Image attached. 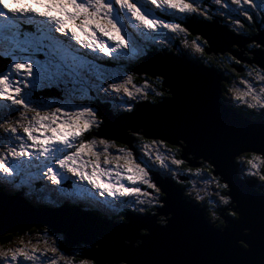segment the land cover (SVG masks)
Listing matches in <instances>:
<instances>
[{"label": "snow or ice", "instance_id": "snow-or-ice-1", "mask_svg": "<svg viewBox=\"0 0 264 264\" xmlns=\"http://www.w3.org/2000/svg\"><path fill=\"white\" fill-rule=\"evenodd\" d=\"M213 2L221 15L228 18L226 28L234 24L243 29L244 22L237 17H243L249 26L255 23L257 16L264 23V0ZM167 12L190 18L199 15L203 21L214 19L197 0H0V187L22 190L32 180L40 179L59 188L66 172L81 184L90 186L92 191L81 189L77 194L85 198L90 207L104 214L119 215L121 207L143 211L144 208L137 209L136 206L161 204L158 197L163 193L150 166L139 163L126 147H119V154L113 155L109 149L114 142L109 139H89L88 135L99 130L104 121L97 108L74 101L78 94L95 91L99 96L102 90L105 96L126 97L127 100L119 99V103L132 112L134 108L130 101L139 103L140 98L148 100L153 95L162 98L166 71L161 70L159 75L153 73L155 80L149 82L146 79L142 87L134 85L133 76L126 74L127 70L114 77L101 74L96 79L119 80L103 88L93 79L98 69L88 57L122 61L130 53H136L141 40L154 41L164 32L188 34L189 29L184 24L164 18ZM201 36H204L202 41ZM220 39V35L201 33L192 41V48L206 56ZM183 43L187 45L188 42ZM262 47L264 40L250 45V49ZM207 58L211 64V57ZM229 59L235 64L241 63L235 55ZM253 73L255 82L241 77L239 84L243 88L226 85L225 91L230 94L231 101L264 118V64L260 68L253 67L248 75L251 77ZM155 84L159 88L154 87ZM53 95L59 96L63 103L57 106L46 102V97ZM171 130L176 137L171 144L164 138L151 139L143 144V148L154 145L145 155L151 158L154 154L155 163L183 183L179 179L180 172L171 165L179 168L186 164L184 158H177V153L185 147L188 132L184 126H175ZM131 135L144 139L143 133L136 129H132ZM176 141H179L178 145ZM205 159L209 163L187 167L186 172L188 176L200 177L205 184L214 183L221 192L227 191L228 195H220L223 205L231 207L235 199L230 177L237 171L245 176L246 183L264 189V125L259 133L258 147L253 143L232 146L223 167L216 160ZM194 199H203L198 190ZM236 202L240 203L239 200ZM238 212L241 217L244 215L240 208H234L231 216L236 217ZM239 223L229 221L230 225ZM152 231L149 228V232L140 238L146 239ZM45 234H49L47 230ZM239 238L251 251L250 240L243 236ZM78 243L65 235L63 241H54L51 245L45 241L47 246L40 250L37 246H23L21 241L22 246L15 250H0V264H101L95 254L82 246L76 251H68ZM77 251L79 259L76 258ZM120 259L127 261L126 256L117 257ZM255 264H264V251Z\"/></svg>", "mask_w": 264, "mask_h": 264}, {"label": "water", "instance_id": "water-1", "mask_svg": "<svg viewBox=\"0 0 264 264\" xmlns=\"http://www.w3.org/2000/svg\"><path fill=\"white\" fill-rule=\"evenodd\" d=\"M191 26L193 28L189 30L192 33L221 36L212 53L230 51L241 61L244 60L242 53L237 52L238 48L220 46L218 49L219 43L231 37L229 29L216 20ZM234 37L245 44L246 40L241 38L243 36H235L234 33ZM259 38L264 40V30L257 34L255 40L259 42ZM256 55L253 61L261 66L264 61H260V56L264 58V51L258 50ZM131 70L136 75L144 74L152 78L155 77L153 73L159 75L161 70L166 71L163 91L168 95L154 103H140L132 112L117 116L105 105L96 104L104 121L94 133L96 137L123 143L132 149V129L142 132L144 138H164L171 144L176 140L171 129L184 126L188 136L178 158H184L186 165L193 168L209 163L205 157L216 160L223 167L228 151L236 144L253 143L259 146L264 119L252 120L223 102L220 96L223 77L214 68L174 56L170 52L149 51ZM176 143L178 145L179 141ZM152 175L163 193L160 198L162 206H158L152 215L125 211L122 214L124 221L120 222L105 221L102 217L66 207L38 208L18 193L0 191V233L9 232L12 229L9 224H22L25 227L44 224L53 232H61L78 241V245L90 246L89 250L101 264H127V261H131V264H255L264 251V192L246 183L238 172L231 175L232 196L235 199L231 207L221 209L219 217L223 223L218 227L205 217L203 207L183 196L182 189L175 181L155 172ZM179 179L185 178L180 176ZM225 195H228L227 191ZM234 208H240L244 215L241 217L238 212L236 217H231L225 213ZM168 214L164 224L157 222L158 215L164 217ZM229 221L240 223L230 225ZM149 228L153 231L146 239H141ZM241 236L250 240L251 251L239 238ZM238 248L245 251H238ZM120 256H126L127 261L117 260Z\"/></svg>", "mask_w": 264, "mask_h": 264}, {"label": "rangeland", "instance_id": "rangeland-1", "mask_svg": "<svg viewBox=\"0 0 264 264\" xmlns=\"http://www.w3.org/2000/svg\"><path fill=\"white\" fill-rule=\"evenodd\" d=\"M6 2H8V0H6ZM197 3L200 4L202 7L206 8L211 13L210 15L212 17H219V15L222 16L221 13L217 10L218 6H216L214 4L213 0H197ZM164 18L165 19H170V20H172L173 18L174 19L181 18L182 20H186L188 17L181 16L180 14L174 13V12H167L166 14H164ZM237 19L242 20L244 22V25L248 26L250 28V29H247V30H250L252 32V26H249L248 22L245 21L243 17H237ZM255 25L258 28V25L262 26V25H264V23H262L261 20H257L256 19ZM231 26H233V28L235 29L234 25H231ZM245 26H244L243 29H240L237 26L239 28V30L235 29V31H233V33L234 32L240 33V31H241L242 35L250 37L251 35H249V34H251V33H247L246 32V27ZM261 30L263 31L264 28H262ZM189 32H190V30H189ZM189 32H188V34L177 33L175 35H173L171 33L164 32L162 35L157 36L154 41H152V40H148V41L141 40L139 42V46H138V49H137L136 53L135 54H131L130 53L122 61H111L108 58H105V60H109V61H99V60H97L94 57H90L89 60H91L92 63L98 69V72L93 74V79H95L96 83L102 84L103 88H107L108 87V83H110V82H117L118 83L119 80H115V81L107 80L106 81L103 78L96 79V76L101 75V74H103L105 76H112V77L119 76L120 73L123 72V70H124L123 68H124L125 65H127V64L130 65L132 63L138 62L140 56L143 53H145V51L148 48H150V49H157V50L164 49L166 51H171L172 53L177 54V55L183 54L184 58H189V59L204 63L206 65L212 66L213 68H215L221 74V76L223 78H225L224 82H227L229 87H231L233 85H236V86H239V87L243 88V85L239 84V80H240L241 77L248 78V79L252 80L253 82H255V80H254L255 74L253 73V75L251 77L248 75V73H249V71L251 69L250 70L249 69L244 70V74H241V76H233V75L230 74V71H222V70H220V65L222 63H224L223 56H221V55H224V58H226V56L229 55V54L234 55L230 51H225V52H223V54H221V53H217L216 54V53L210 52V53L206 54V56H201L199 53H196L194 51V49L192 48V41L194 39H196L197 36H200V34L192 33V32L189 33ZM238 35H240V34H238ZM165 36H167L169 38L165 39L164 38ZM254 37H252V39H251V37L249 39L247 37L246 38L245 37H241V38H244L246 40V43L242 45V48H239L236 45H233L231 47L233 49L238 48L237 52L243 53L242 57L244 58V60L242 59L243 60L242 62H246V64L249 63V64H252L254 66L257 65L256 67L260 68L261 66H259L255 61L249 62V60H250L249 58H251V56L256 55V53L258 52V50H256V48H254L255 50L253 48L250 49V45H252L254 42H256ZM104 39H106V38H104ZM203 39H204V37L201 36V41ZM183 41H187L188 42L187 45H185V43H183ZM172 45H174L173 49L171 48ZM169 47L171 49H169ZM262 49L264 50V47H262ZM248 50H251V51L248 52ZM159 52H161V51H159ZM253 53H254V55H253ZM245 55H248V57L245 58ZM249 55H250V57H249ZM208 56L211 57V60H212L211 64L208 63V58H207ZM225 61H226L227 64L231 65L232 69L236 70L237 67L235 68V63L234 62H229L227 58H226ZM139 77H141V81L140 82L142 83V84H140L139 87H142L144 85V82H145V79H144L145 75L144 74H140ZM120 79H123V77L121 76ZM148 80H149V82H152L153 78L148 77ZM258 86L259 85H257V87ZM129 87L133 90V92H135V88L134 87H132L130 85H129ZM225 88H226V85L224 86L223 89L225 90ZM225 95H226V101L231 102L232 104H236L235 101H231L230 100V94H226V91H225ZM165 96H167V95H165ZM40 98L41 99H45V97H40ZM119 99L127 100V98L123 97L122 95H121V97ZM119 99L117 97H115V95L105 96V94L101 90V93H100L99 96H97L95 91H92V92L88 93L87 95L78 94L77 95V99L74 101V103L80 104V105H89V106L94 107V105L92 103L101 100V101H103L104 104H106L107 106L110 107V109L112 110V112L114 114H117V113L119 114L121 112H127L125 110V107L119 103ZM143 100H144L143 98H140L139 101L142 102ZM46 102H50V103H53L54 105L58 106L59 104L63 103V100H61L59 96H54L53 95V96H47L46 97ZM135 102L136 101H130L129 103H131L133 105ZM0 135H2V129H0ZM92 137H95V136H92ZM92 137L88 135L89 139H91ZM95 138L97 140L100 139V138H97V137H95ZM148 141H150V140L137 139V144L139 146V151L136 150L137 152H139V154H138L139 158L137 159V157H136L137 161L139 163H141L142 165L144 163H147L151 167V170H157L158 172L160 171L162 173V175L173 176V173L168 172L167 169L160 168V166L155 163L154 154L151 156V158L149 156L145 155V153L147 151H149V150H151L152 148L155 147L154 145L150 144L149 145V149H144L143 148V144L148 142ZM121 146L126 147L123 144L118 145V144H116L114 142L113 147H111L109 149V151L113 155H117V154H119L117 152V149L119 147H121ZM0 151H2V149H0ZM169 163H170V161H169ZM171 167L175 171H177L175 169L176 166L171 165ZM33 173H35V170H33ZM193 181H196L197 185L199 183L200 186L198 187V189H195V191L194 190H192V191L186 190V193H189V194L191 193L193 195L192 197H188V199L193 201V202H197L201 207L204 208L205 217L211 223H213L214 225H216L218 227L221 226V225H218V222H221V221H220L219 218H217V212L216 211H217V208L220 209L221 207L225 206L220 201V195H224L223 194L224 192H221V190L218 189L215 186L214 183L205 184L203 179H201L200 177L193 178ZM43 182L45 183V182H47V180H43L42 181V180H39V179H34V180L31 181L30 185H25L26 187L31 188V191L27 190L26 188L22 189L25 192V195H28L29 197H31V200H29L30 203H36V204H39V205L41 203L43 204L44 202L45 203L49 202L50 204L51 203L52 204H59V203H61V202H63L65 200L63 198L71 200L73 197H78L77 200H79V202H81L82 201L81 198H83V197L80 198V195H78L77 193L83 188L84 189H88L89 191H91L89 189V185H87L86 183L81 184L77 180L76 177H74L70 173H66V172L64 173V179L62 180L61 185L59 186V188H57V186L52 185L50 182H47V186H45L44 184H42ZM77 182L80 183L82 186L78 185ZM19 183L20 182L17 181V184H19ZM141 187L144 188L145 186L142 185ZM2 188H4L6 190V192H11V193L12 192H15V193L17 192L19 194L23 193V191L19 190V189H17L16 191H13L8 186H3ZM44 188H47L48 191H47V189H44ZM145 190L150 191V192L152 191L151 189H145ZM196 190L199 191V195L203 198L202 201H200V202L194 199V197L196 195ZM58 195H59V198H58ZM153 195L156 196L157 194L155 192H153ZM129 199H133L134 200L135 198H129ZM144 199L147 200L148 198L145 197ZM158 199H159V197H158ZM67 202H72V201H67ZM79 202L77 201V203L80 205ZM85 202H86V200H85ZM204 204H206V205H204ZM211 204H212V206H211ZM41 206H44V205H41ZM80 206H82V205H80ZM155 206H157V205H148V204H146L144 206L137 205L136 208L137 209H140V208L148 209V208H153ZM82 207H84V205ZM86 208H88V207H86ZM125 209H130L134 213H140V212L144 211V210L143 211L134 210L132 207H127V208L121 207L119 209V212L122 211V210H125ZM207 209H209V211ZM228 215L230 216V214H228ZM113 216H115V214L111 215V217H113ZM159 216H161L162 219L163 218H167V215L165 217H163V215H158L157 217H159ZM168 216H169V214H168ZM219 216H220V214H219ZM116 219H117L116 221H118V222H120L119 220H121L120 217L116 218ZM221 220H222V218H221ZM222 223H223V220H222ZM12 225H13L12 226V232L14 231V234H12L9 238H7L8 240L0 239V250H5V251H7L9 249L15 250L17 247L22 246L21 245V241H23V246H26V247H29V248H31L32 246H37L40 250H43L47 245H51L54 241H61L62 240L61 236H59V235H57L55 233H60L62 235H63V233H61V232L51 233L49 227L43 226L44 224H35V225H37V227H32V228H28V229L21 228L19 225H22V224H12ZM45 230H47V232L49 234H45ZM140 232H143V231H140ZM45 241H47V245L45 244ZM29 242H31V243H29ZM75 246H73V247H75ZM82 247L85 248V249H89V246H87L85 244H83ZM72 249H69L68 251H70ZM75 249L77 250L78 248L75 247ZM77 253L79 254L78 251H77ZM78 257H80V255Z\"/></svg>", "mask_w": 264, "mask_h": 264}, {"label": "trees", "instance_id": "trees-1", "mask_svg": "<svg viewBox=\"0 0 264 264\" xmlns=\"http://www.w3.org/2000/svg\"><path fill=\"white\" fill-rule=\"evenodd\" d=\"M208 13H209V15L211 14L209 11H208ZM197 17H200L199 15H197ZM216 18H218L221 22H222V24L223 25H227L228 23H229V21H228V18L227 17H224V16H221V18H222V20L219 18V17H216ZM172 21H174V22H180V23H182V21H180V20H175L174 18L172 19ZM234 25V24H233ZM234 27H235V29L237 30H239V28L236 26V25H234ZM246 27V32L247 33H251V34H249V35H253V34H255V35H257V33L259 32V29L257 28V26L256 25H254V24H252V32L250 31V30H247V29H250L248 26H245ZM229 29H231L232 31H235V29L233 28V26H230V27H228ZM190 33V32H189ZM237 33V32H236ZM242 32L240 31V33H237V34H240V35H242L241 34ZM251 37V36H250ZM174 45H172L171 46V48L173 47ZM170 47H169V49H171ZM173 49V48H172ZM174 54V53H173ZM221 56H223L224 57V55H221ZM227 56H231V54H229V55H227ZM133 64V63H132ZM132 64H130V65H132ZM201 64H204V63H201ZM129 65V64H128ZM128 65H125L126 66V68L124 69V71L123 72H125L126 70V74H128V75H132L133 76V83H134V85L135 86H140V84H142L140 81H141V77H136L135 75H133L132 74V72L130 71V70H128V67L130 66H128ZM220 70H222V71H231L232 70V68H231V65H229V64H225V63H222L221 65H220ZM234 70V69H233ZM232 70V71H233ZM150 78H152V77H150ZM155 78L156 77H153V81L155 80ZM145 80L146 79H148V77L147 76H145V78H144ZM225 85H227L228 86V83L227 82H224V81H222V87L224 88V86ZM130 86H132V85H130ZM154 87H157V88H159V85L158 84H155V85H153ZM133 87V86H132ZM164 93H165V91H164ZM165 95H168L167 93H165L164 94V96ZM163 96V97H164ZM162 98L161 97H156V96H149V98H148V102H152V103H154V102H157V101H159V100H161ZM97 130H94L92 133H90L91 135V137L92 136H96V135H94V133L96 132ZM136 138V137H135ZM178 154L179 153H177V158H178ZM183 167V166H182ZM184 167H189V166H187L186 164L184 165ZM186 169V168H185ZM239 172V171H238ZM240 173V172H239ZM171 179V178H170ZM172 180L173 181H175L176 182V184L183 190V194L185 195V194H189V193H186V189H185V186L183 185V183H180V182H178L177 181V179H173V176H172ZM261 191L263 190V189H261V188H259ZM0 190H4L5 191V189L4 188H2V187H0ZM224 193H225V191H224ZM162 196H163V194H162ZM193 196V195H192ZM200 202V201H199ZM38 205V204H37ZM204 205H206V204H204ZM211 206H212V204H211ZM224 207H226V206H223V207H221V208H224ZM208 211H209V209H207ZM218 210H219V208H217V211L216 212H218ZM152 211L153 212H156V207H153V209H152ZM226 213H228V214H230V216H231V209L230 210H227L226 211ZM219 215V214H218ZM122 219V218H121ZM219 219H220V221L221 222H218V225H222V220H221V218L219 217ZM164 220H162V222H160V223H162V224H164ZM21 228H23V229H28V228H32V227H37V225H32V226H29V227H25L24 225H19ZM12 234H14V231L12 232V230L10 231V232H7V234L6 235H2V236H0V239H4V240H8L7 238H9ZM55 234H57V235H59V236H61V239L63 240V239H65V235H62V234H60V233H55ZM83 244H81V245H76L75 247H77V248H79V247H81ZM88 246V245H87ZM75 247H73V249L71 250V251H76V249H75ZM79 256V254L77 253V256H76V258L77 259H79L80 257H78ZM118 264H123V263H118Z\"/></svg>", "mask_w": 264, "mask_h": 264}, {"label": "flooded vegetation", "instance_id": "flooded-vegetation-1", "mask_svg": "<svg viewBox=\"0 0 264 264\" xmlns=\"http://www.w3.org/2000/svg\"><path fill=\"white\" fill-rule=\"evenodd\" d=\"M257 20H261L260 19V17L259 16H257ZM254 25H255V23H254ZM252 26V25H251ZM261 27H263V25L262 26H260V25H258V29L259 30H261ZM232 31V30H231ZM233 32V31H232ZM254 35V34H253ZM253 35H251V36H253ZM247 38H250V37H247ZM254 49V48H253ZM259 49H262V48H259ZM246 56H248V55H246ZM229 57L230 56H226V58L228 59V61L229 62H234V61H232L231 59H229ZM226 58H224L223 57V61H224V63L225 64H227L226 63ZM236 65V67H237V69H239V71H237V70H231L230 71V74L231 75H233V76H241V74H244V70H246V69H252L253 67H256L257 65H252V64H246V62H241L240 64H235ZM252 66V67H251ZM257 68V67H256ZM243 69V70H242ZM241 71V72H240ZM223 93L225 94V90L223 89ZM243 109H244V107L243 106H241ZM202 165H205V164H201L199 167H201ZM186 167H182V166H180L179 168H177V166H176V170L178 171V172H180V176H183L185 179L183 180V185L185 186V189L186 190H189V191H192V190H194V188L195 189H198V187L200 186L199 185V183H198V185H197V183H196V181H193V178H195L196 176H188V174H187V172H186V169H185ZM206 174V173H205ZM195 191V190H194ZM152 209L153 208H148V209H146L147 211H151V212H153L152 211ZM220 213V210H218V212H217V217H218V214ZM219 218V217H218ZM162 220H164V219H162L161 218V216H159L158 217V221L159 222H162Z\"/></svg>", "mask_w": 264, "mask_h": 264}, {"label": "bare ground", "instance_id": "bare-ground-1", "mask_svg": "<svg viewBox=\"0 0 264 264\" xmlns=\"http://www.w3.org/2000/svg\"><path fill=\"white\" fill-rule=\"evenodd\" d=\"M165 14H166V13H165ZM219 24H220V23H219ZM221 25H223V24H221ZM223 26L225 27V25H223ZM260 31H262V30H259V32H260ZM259 32H258V33H259ZM228 33H231V34H230V37H231V38H230V39L227 38V41H223V43H219V44H218V49H220L221 47L230 48V47H231L232 45H234V44H240V46H242L243 43H242V44L240 43V41H242L241 39L234 37V33H233L231 30H229ZM235 36H237V35L235 34ZM254 36L256 37L257 35L254 34L252 37H254ZM252 37H251V39H252ZM255 37H254V39H255ZM238 39H239L240 41H239ZM248 39H249V38H248ZM262 40H263L262 38H259V39H258L259 42L262 41ZM230 43H231V45H230ZM245 43H246V42H245ZM256 43H258V42L256 41ZM220 46H221V47H220ZM240 46H239V47H240ZM254 50H255V49H254ZM256 50H258V49L256 48ZM250 51H251V50H248V52H250ZM254 56H258V55H254ZM89 58H90V57H88V59H89ZM249 59H250V60H249ZM249 59H248L249 62H252V61H253V57H252V56H251V58H249ZM260 59H261L260 61H262V62L264 61V58H263L262 56H260ZM236 70L239 71V69H237V68H236ZM106 106H107V105H106ZM239 109L242 110V107L240 106ZM243 112L246 113L244 110H243ZM130 134H131V133H130ZM120 144H123V143H120ZM123 145H125V144H123ZM125 146H126V145H125ZM126 147H127V146H126ZM136 152H137V151H135V153H136ZM161 174H162V173H161ZM39 180H40V179H39ZM42 181H43V180H42ZM47 182H48V181H47ZM47 182H45V183L43 182L42 184H44L45 186H47ZM77 183H78V182H77ZM78 185H81V184L78 183ZM54 186H55V185H54ZM81 186H82V185H81ZM23 188H26L27 190H30V191H31V188H29V187L24 186ZM44 189H47V188H44ZM83 189H84V188H83ZM89 189L91 190L90 186H89ZM47 191H48V189H47ZM91 191H92V190H91ZM58 198H59V195H58ZM62 198H63V197H62ZM74 198L76 199V197H73L71 200H70V199L63 198V199H65L63 202H67V201H72V202H74V200H75ZM80 198H81V196H80ZM66 200H67V201H66ZM81 200H82L81 202H82V204L84 205V207H85V206L88 207V206L86 205L85 198H81ZM76 201H77V200H76ZM61 203H62V202H61ZM61 203H59V204H61ZM87 204H88V203H87ZM86 207H85V208H86ZM86 209L89 210L91 213L97 215V216H98V214H102V213H103V212H99V211H97L96 209H94V208H92V207H90V206H89L88 208H86ZM92 209H93V211H92ZM94 211H95V212H94ZM103 215H104V214H103ZM99 217H102V218H103L104 216H99ZM105 217H106V216H105ZM164 217H165V216H164ZM168 217H169V216L167 215V218H168ZM231 217H232V216H231ZM163 219H164V218H163ZM11 230H12V229H11ZM11 230L9 229V232H10Z\"/></svg>", "mask_w": 264, "mask_h": 264}]
</instances>
